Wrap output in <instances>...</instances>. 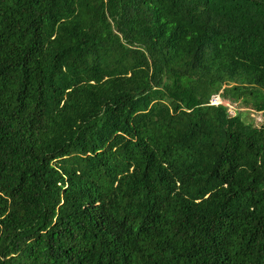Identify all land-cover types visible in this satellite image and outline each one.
I'll return each mask as SVG.
<instances>
[{"label": "trees", "instance_id": "trees-1", "mask_svg": "<svg viewBox=\"0 0 264 264\" xmlns=\"http://www.w3.org/2000/svg\"><path fill=\"white\" fill-rule=\"evenodd\" d=\"M0 264H264V0H0Z\"/></svg>", "mask_w": 264, "mask_h": 264}, {"label": "rangeland", "instance_id": "rangeland-1", "mask_svg": "<svg viewBox=\"0 0 264 264\" xmlns=\"http://www.w3.org/2000/svg\"><path fill=\"white\" fill-rule=\"evenodd\" d=\"M214 103H218V99H214L213 101ZM225 105H227L228 103L227 102H224ZM243 111H246L245 109H242V112ZM230 113H235V111L233 110V108L230 109ZM246 116V115H245ZM244 116V117H245ZM246 118V122H255L256 124L259 123L261 120H262V117L260 114L258 113H254L253 111H250L249 114H247V117Z\"/></svg>", "mask_w": 264, "mask_h": 264}]
</instances>
